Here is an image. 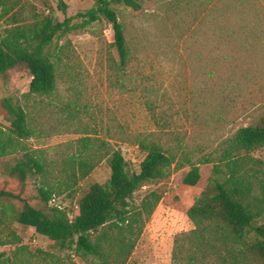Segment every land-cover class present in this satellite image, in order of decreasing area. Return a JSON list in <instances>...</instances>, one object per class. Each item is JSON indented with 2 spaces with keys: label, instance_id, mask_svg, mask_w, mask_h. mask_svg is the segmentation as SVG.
Wrapping results in <instances>:
<instances>
[{
  "label": "rangeland",
  "instance_id": "obj_1",
  "mask_svg": "<svg viewBox=\"0 0 264 264\" xmlns=\"http://www.w3.org/2000/svg\"><path fill=\"white\" fill-rule=\"evenodd\" d=\"M42 17L54 22L72 18L74 29L61 37L58 45L69 54L67 63L81 70L77 87L74 76L60 74L56 91L48 98H23L28 90L27 71H10L0 78V99H17L42 124H51L49 112L60 116L63 104L72 102L82 88L78 114L81 128L76 133H60L31 140L33 147H49L75 139L83 129L109 140L121 151L130 171H138L143 154L131 142L135 135L151 133L154 141L172 153L188 154L193 161L215 159L219 146L239 127L257 122L264 115V0H141L140 10L111 4L124 32L130 63L117 71L111 25L101 17L81 27L77 18L96 5L97 0H63L64 11L55 0H20ZM27 13V12H26ZM5 22L0 21V35ZM80 85V86H78ZM252 156L264 161V149ZM19 155L0 159V189L15 192L16 183L7 173ZM185 166L172 171L162 181L146 183L132 201L138 204L148 191L161 193V200L146 221L141 236L126 264L172 263L173 237L193 229L186 210L193 204L207 179L211 165L199 166V181L182 186ZM109 168L102 162L80 182L72 196L55 198L49 207L68 209L75 205L92 183L103 184ZM37 180L26 182L24 197L36 204ZM70 217V215H69ZM22 244L31 250L54 253L63 258L69 251L57 250L32 228L12 224ZM2 228L0 227V231ZM1 239L4 235L0 233ZM14 246H0L10 254ZM91 257L77 264H89Z\"/></svg>",
  "mask_w": 264,
  "mask_h": 264
},
{
  "label": "trees",
  "instance_id": "obj_2",
  "mask_svg": "<svg viewBox=\"0 0 264 264\" xmlns=\"http://www.w3.org/2000/svg\"><path fill=\"white\" fill-rule=\"evenodd\" d=\"M65 10L63 0H55ZM141 0H97L96 5L77 18L81 27L105 19L113 33L110 44L117 60H110L117 71L130 63L124 32L111 4L140 10ZM25 13L24 2L0 0V21L5 25L0 35V78L9 79L10 71H27L28 90L23 98H48L56 91L60 74L79 83L81 70L67 63L68 55L58 45L61 37L74 29L72 18L54 22L40 18L34 7ZM80 86V85H78ZM82 88L76 90L72 102L63 104L60 116L49 112L51 124L30 115L12 97L0 99V159L19 158L7 167L8 177L16 183L15 192L0 189V246H14L10 254L0 253V264H77L91 257L89 264H126L138 242L146 221L162 196L148 191L138 204L133 194L146 183L162 181L172 171L185 166L188 172L182 186L198 183L199 166L211 165V175L198 197L186 210L193 229L173 237L170 264H264V161L252 156L264 149V115L255 123L239 127L219 146L215 159L201 157L193 162L188 154L172 153L154 141L153 135H135L132 139L143 159L138 171H130L121 151L109 140L86 129L78 137L49 147H33L31 140L60 133H76L81 128L78 114ZM109 168L103 184L92 183L65 209L49 207L51 198L72 196L78 184L102 163ZM36 179V204L24 197L29 179ZM70 215V217H69ZM32 228L59 251L70 255L60 258L22 244L12 224Z\"/></svg>",
  "mask_w": 264,
  "mask_h": 264
},
{
  "label": "built area",
  "instance_id": "obj_3",
  "mask_svg": "<svg viewBox=\"0 0 264 264\" xmlns=\"http://www.w3.org/2000/svg\"><path fill=\"white\" fill-rule=\"evenodd\" d=\"M55 198H56V197L53 196V197L51 198V200L49 201V204L52 203V202H54V201H55ZM56 207H58L59 209H61V207H59V206H56Z\"/></svg>",
  "mask_w": 264,
  "mask_h": 264
}]
</instances>
